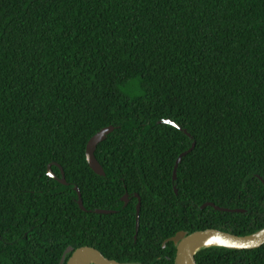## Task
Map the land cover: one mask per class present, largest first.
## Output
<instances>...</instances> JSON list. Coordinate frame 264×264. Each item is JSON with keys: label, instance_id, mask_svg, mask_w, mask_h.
Wrapping results in <instances>:
<instances>
[{"label": "trees", "instance_id": "trees-1", "mask_svg": "<svg viewBox=\"0 0 264 264\" xmlns=\"http://www.w3.org/2000/svg\"><path fill=\"white\" fill-rule=\"evenodd\" d=\"M263 229L264 0H0V264H176L181 232Z\"/></svg>", "mask_w": 264, "mask_h": 264}, {"label": "water", "instance_id": "water-1", "mask_svg": "<svg viewBox=\"0 0 264 264\" xmlns=\"http://www.w3.org/2000/svg\"><path fill=\"white\" fill-rule=\"evenodd\" d=\"M167 125H171L181 131L183 129L177 125L176 123L165 120L162 122ZM114 127H109L107 129H104L101 131L98 135H96L88 144L87 147V160L89 163L90 168L99 176H106L105 171L103 167L100 165L96 158V151L101 143L107 140L108 136L115 132ZM185 134L190 136V134L187 131H184ZM196 147V144L193 145V148L189 151L184 153L178 160L176 167H175V173H174V180L177 179V171L179 168V165L182 163L184 157H186L189 153H191ZM58 166V165H56ZM62 173V179H59L52 171V166L49 168V176L52 179H55L59 181L61 184L68 186L65 173L62 169V167L58 166ZM77 192L79 193V206L83 211H85L84 202L82 199V195L77 189ZM139 199V206H138V226L137 230H139V220H140V213H141V200L140 197L137 196ZM126 203V206L129 204V197L128 195L123 200ZM213 208L217 211L226 212V213H242V211H236V210H228V209H222L220 207H217L215 204H206L203 206L202 210L207 208ZM97 214L101 215H108L112 212L107 211H97ZM168 243H174L177 247V257H176V264H197L196 263V256L197 254L204 249L212 248V247H220L230 250H236V251H245V250H255L259 249L264 246V229L246 237H238L229 233H225L218 230H208L203 232H197L192 235H188L185 232L179 233L176 237L168 240L164 247L167 246ZM213 244V245H211ZM71 254V258L67 261L66 256ZM62 264H121L116 261H112L107 259L101 252L94 248L85 247L81 248L79 250H75L73 248H69Z\"/></svg>", "mask_w": 264, "mask_h": 264}, {"label": "bare ground", "instance_id": "bare-ground-1", "mask_svg": "<svg viewBox=\"0 0 264 264\" xmlns=\"http://www.w3.org/2000/svg\"><path fill=\"white\" fill-rule=\"evenodd\" d=\"M211 245H213V244H211Z\"/></svg>", "mask_w": 264, "mask_h": 264}]
</instances>
